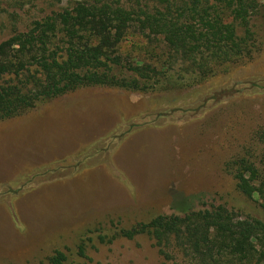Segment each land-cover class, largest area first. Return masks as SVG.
Segmentation results:
<instances>
[{
  "label": "rangeland",
  "instance_id": "1",
  "mask_svg": "<svg viewBox=\"0 0 264 264\" xmlns=\"http://www.w3.org/2000/svg\"><path fill=\"white\" fill-rule=\"evenodd\" d=\"M80 1L0 0V44ZM259 1L251 57H210L201 77L177 58L167 69L163 41L138 37L120 47L122 61L149 75L165 66V87L83 88L0 123V264H47L56 251L68 264H199L173 238L114 234L212 207L264 220L258 197L241 195L236 180L264 152ZM18 81L5 74L0 87Z\"/></svg>",
  "mask_w": 264,
  "mask_h": 264
},
{
  "label": "trees",
  "instance_id": "2",
  "mask_svg": "<svg viewBox=\"0 0 264 264\" xmlns=\"http://www.w3.org/2000/svg\"><path fill=\"white\" fill-rule=\"evenodd\" d=\"M261 11L259 0H83L33 21L25 32L0 44V78L8 74L19 80L0 87V123L83 88L148 93L165 87L163 79L170 77L165 66L161 74L149 75L122 61L120 47H136L138 37L148 44L163 41L167 69L177 66V58L192 64V73L207 77L210 57L252 56V22ZM131 71L137 74L129 77ZM259 162L257 170L254 165L244 168L236 180L240 194L251 200L257 196L264 210V152ZM116 232L115 239L139 234L162 242L173 238L199 264H264V220L242 219L225 207L161 215ZM77 251L83 257L85 244ZM68 261V254L56 251L47 264Z\"/></svg>",
  "mask_w": 264,
  "mask_h": 264
}]
</instances>
